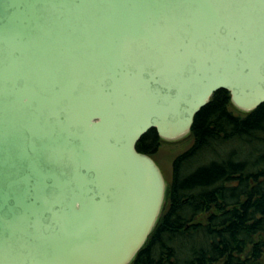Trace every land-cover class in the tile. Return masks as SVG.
Returning <instances> with one entry per match:
<instances>
[{"label":"water","instance_id":"water-1","mask_svg":"<svg viewBox=\"0 0 264 264\" xmlns=\"http://www.w3.org/2000/svg\"><path fill=\"white\" fill-rule=\"evenodd\" d=\"M219 89L264 103V0H0V264H131L168 186L139 139Z\"/></svg>","mask_w":264,"mask_h":264},{"label":"trees","instance_id":"trees-1","mask_svg":"<svg viewBox=\"0 0 264 264\" xmlns=\"http://www.w3.org/2000/svg\"><path fill=\"white\" fill-rule=\"evenodd\" d=\"M189 135L161 216L131 264H264V103L243 111L219 89ZM163 141L151 128L137 148L153 156Z\"/></svg>","mask_w":264,"mask_h":264},{"label":"rangeland","instance_id":"rangeland-1","mask_svg":"<svg viewBox=\"0 0 264 264\" xmlns=\"http://www.w3.org/2000/svg\"><path fill=\"white\" fill-rule=\"evenodd\" d=\"M193 139L190 135L177 140H164L159 150L153 155L169 182L172 175V161L174 157L191 145Z\"/></svg>","mask_w":264,"mask_h":264},{"label":"bare ground","instance_id":"bare-ground-1","mask_svg":"<svg viewBox=\"0 0 264 264\" xmlns=\"http://www.w3.org/2000/svg\"><path fill=\"white\" fill-rule=\"evenodd\" d=\"M255 110V109H254ZM148 132V131H147Z\"/></svg>","mask_w":264,"mask_h":264}]
</instances>
